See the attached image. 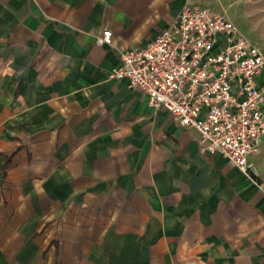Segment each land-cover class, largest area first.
<instances>
[{"label": "crops", "instance_id": "crops-1", "mask_svg": "<svg viewBox=\"0 0 264 264\" xmlns=\"http://www.w3.org/2000/svg\"><path fill=\"white\" fill-rule=\"evenodd\" d=\"M186 1L0 0V264H264V184L108 77Z\"/></svg>", "mask_w": 264, "mask_h": 264}, {"label": "built area", "instance_id": "built-area-1", "mask_svg": "<svg viewBox=\"0 0 264 264\" xmlns=\"http://www.w3.org/2000/svg\"><path fill=\"white\" fill-rule=\"evenodd\" d=\"M95 42L111 46V32L104 29ZM118 58L109 79H126L149 106L196 130L201 154L220 156L254 179L247 157L264 144V56L230 20L187 0L145 47L118 50Z\"/></svg>", "mask_w": 264, "mask_h": 264}, {"label": "rangeland", "instance_id": "rangeland-1", "mask_svg": "<svg viewBox=\"0 0 264 264\" xmlns=\"http://www.w3.org/2000/svg\"><path fill=\"white\" fill-rule=\"evenodd\" d=\"M259 3L257 0H195V5L230 20L239 36L256 46L264 56V3ZM258 79H264V68ZM255 164L256 172L253 170V181L263 187L264 145L259 150Z\"/></svg>", "mask_w": 264, "mask_h": 264}]
</instances>
